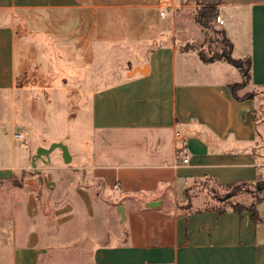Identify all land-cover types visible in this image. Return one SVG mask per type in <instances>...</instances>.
Returning a JSON list of instances; mask_svg holds the SVG:
<instances>
[{"label":"crops","instance_id":"0c3cea01","mask_svg":"<svg viewBox=\"0 0 264 264\" xmlns=\"http://www.w3.org/2000/svg\"><path fill=\"white\" fill-rule=\"evenodd\" d=\"M182 2L0 0V181L27 168V150L14 134L24 137L29 121L40 125L37 116L26 115L27 91L18 86L26 67H33L41 91L57 81L54 87L66 90L74 78L103 79V55L121 46L131 52L152 46L130 70L87 92L83 169L102 191L88 186L77 205H55L43 216L38 185L24 176L28 197L3 205L8 216L0 222V264H264V198L256 204L257 223L246 210L179 205L201 180L228 185L264 177V0H220L217 6L231 56L249 61L250 84L259 93L247 98L229 88L239 77L236 66L203 62L196 50L180 48L181 29L170 15ZM182 140L185 164L177 157ZM105 199L118 214L109 226L100 215Z\"/></svg>","mask_w":264,"mask_h":264},{"label":"rangeland","instance_id":"374dc122","mask_svg":"<svg viewBox=\"0 0 264 264\" xmlns=\"http://www.w3.org/2000/svg\"><path fill=\"white\" fill-rule=\"evenodd\" d=\"M210 1L183 0L181 6L184 7L178 12H172L170 15L175 26L181 29L180 48L202 50L207 57L227 51L225 36L221 32L223 30L221 24L211 19L208 21L207 26H201L195 20L194 16L197 10ZM31 32L32 30H26V33L31 34ZM123 34L124 32H121L120 39L122 40L124 39ZM137 36L142 39L147 38L151 42V37H146L143 31H137ZM183 38L186 39V42H183ZM153 43L155 42L151 44L153 45ZM150 47L152 46L138 47L136 52L135 50L131 52V48L121 46L114 54L103 55L101 57L102 63L98 67L99 74H102L103 79L74 78L72 84L68 85L66 90L64 87H54L57 85V81L52 82L53 86L50 89L41 91L38 87H35L38 80L33 78V67H26L24 75L18 81V86L27 91L25 94L26 115L29 112L32 116H37L36 122H39L40 125L39 127H33L29 121V127L27 125L25 127L24 137L17 139L21 146L23 145L27 150L25 151V166L27 168L25 170L18 169L12 179L0 181V222L8 216L5 208L3 210V205L8 204L9 200H14L16 197H28V193L22 189L23 177L26 175H32L35 185H38L35 198L40 200L41 204H45V207H43L45 214L43 216H46L48 211L55 209V205L58 206L68 202L77 205L87 194L88 186L93 187L92 185H94L96 188L94 192L96 193L102 191L103 184L96 179L88 178L86 171L83 169L87 163L85 159L89 150V121L86 117V111L90 94H87V92L92 90L94 83L103 82V84H106L114 81L112 76L118 70L121 72L130 70L135 62L134 59L140 57L141 52L144 53L145 49ZM244 59L240 60L239 77L233 83L239 95H256L259 92L253 88L248 80ZM221 62L215 61L214 63L215 68L218 70L225 66H222ZM74 67L77 71L81 68L79 63L74 64ZM69 86L71 87L69 88ZM34 87L37 89H34ZM261 97L264 100V96L261 95ZM51 142L65 144L72 155L71 160L64 162L61 151L57 148L50 153L49 161L43 162L41 159H35V166H32L31 156L34 154L35 148L37 146L47 147ZM4 156L5 151L2 153V157ZM1 161L5 162V157ZM38 176L41 178L45 176L49 183L45 184L42 180H38ZM259 185L263 186L261 191L252 183H241V185L230 187L217 184L212 180H201L186 189L181 200L182 204L179 205L196 209L208 205L225 206L237 202L249 204L255 198L264 194V177H262ZM107 203L108 201L105 199L104 205H102L104 212L100 211V215L104 216L105 225L109 226L112 216L118 214L115 209L114 211L109 209ZM2 230L4 228L0 225V232Z\"/></svg>","mask_w":264,"mask_h":264},{"label":"trees","instance_id":"16d2710c","mask_svg":"<svg viewBox=\"0 0 264 264\" xmlns=\"http://www.w3.org/2000/svg\"><path fill=\"white\" fill-rule=\"evenodd\" d=\"M220 4V0H211L210 2H207L206 4L203 5L202 8H200L199 10H197L196 14H195V20L196 22L201 25V26H207L208 21H210L211 19H213V21L215 20V16L217 14V6ZM221 32L223 33V35L225 36V44L227 46V51L221 54H215V56H210L207 57L204 52L202 50H196L195 48H185V50L188 49H194L197 51V54L199 56V58L203 61V62H211L214 60H224L234 66H236L238 69H241V63L240 60L242 58H233L231 56V42L229 41V39L227 38V36L225 35L224 31L221 30ZM224 38V37H223ZM184 49V48H182ZM245 63H246V74L248 76V80L250 81V73H249V61L247 58L244 59ZM230 90L232 91L233 95L236 98H247V97H252L250 95H239L236 92V86L234 83H231L229 85ZM262 177L258 178L255 181L252 182H239V183H235V184H228V185H223V186H230V187H234V186H238L241 185V183H252L255 184V186L258 187V190L261 191L263 186H260V182H261ZM264 198V194L258 196L257 198H255L252 202H250L249 204H244V203H232L229 205H225V206H216V205H208V206H203L202 208H196L197 210L203 209V208H209L214 207L217 209V211L219 212H223L226 210H232L235 211L237 213H242L243 211H249L250 212V216L252 218V220L257 223L259 222V217L257 214V210H256V204Z\"/></svg>","mask_w":264,"mask_h":264},{"label":"water","instance_id":"95a60500","mask_svg":"<svg viewBox=\"0 0 264 264\" xmlns=\"http://www.w3.org/2000/svg\"><path fill=\"white\" fill-rule=\"evenodd\" d=\"M135 70L140 71L141 68H136ZM59 149L61 151V155L63 158L64 162H69L71 160V155L69 153L68 147L63 144L62 142H51L49 144V146L44 147V146H39L35 149L34 154H32L31 157V164L32 166H35V159H41L43 162H47L49 161V156L50 153L54 150V149ZM39 180H42L45 184H48L49 182L47 181L46 177H40L39 176ZM148 205L150 206H155V202H150ZM117 211L120 214L121 218L124 219V209L122 206H118L117 207Z\"/></svg>","mask_w":264,"mask_h":264},{"label":"built area","instance_id":"2783aa9c","mask_svg":"<svg viewBox=\"0 0 264 264\" xmlns=\"http://www.w3.org/2000/svg\"><path fill=\"white\" fill-rule=\"evenodd\" d=\"M160 15L163 16L164 12L161 11ZM215 21L218 24H222L223 23L222 18L218 14L215 16ZM15 136L17 137V139H22L23 138V135L20 134V133H16ZM177 157L184 164L188 162L189 155H188V149H187V144H186L185 140H182L180 142V147H179V149L177 151ZM114 187H117V184H114Z\"/></svg>","mask_w":264,"mask_h":264}]
</instances>
